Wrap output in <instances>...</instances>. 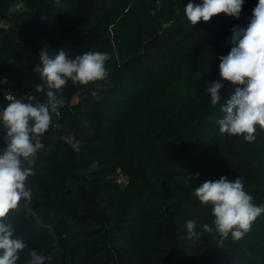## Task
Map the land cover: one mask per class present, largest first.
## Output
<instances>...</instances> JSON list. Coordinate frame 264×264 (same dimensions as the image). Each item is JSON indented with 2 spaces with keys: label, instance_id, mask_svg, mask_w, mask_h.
<instances>
[{
  "label": "trees",
  "instance_id": "obj_1",
  "mask_svg": "<svg viewBox=\"0 0 264 264\" xmlns=\"http://www.w3.org/2000/svg\"><path fill=\"white\" fill-rule=\"evenodd\" d=\"M12 1L0 0V21L9 24L0 26V88L9 81L23 102H46L47 89L36 91L41 51L111 57L108 81L68 82L60 117L52 114L27 165L32 199L5 218L27 244L17 264L32 250L51 257L45 264H264V213L242 239L220 243L202 229L211 209L192 195L205 181L240 177L264 205V131L257 126L249 143L216 123L241 87L219 80V58L258 0H244L239 18L221 13L196 26L184 14L189 0H23L8 15ZM214 81L223 85L216 106L205 92ZM7 104L0 89V107ZM71 134L78 149L64 138ZM119 169L125 185L115 181ZM188 220L199 238H188Z\"/></svg>",
  "mask_w": 264,
  "mask_h": 264
},
{
  "label": "clouds",
  "instance_id": "obj_2",
  "mask_svg": "<svg viewBox=\"0 0 264 264\" xmlns=\"http://www.w3.org/2000/svg\"><path fill=\"white\" fill-rule=\"evenodd\" d=\"M55 2L59 5L60 0ZM243 4L244 0H202L200 4L189 0L184 14L196 26L201 20L208 22L221 13L239 18ZM231 31L232 47L226 56L219 58L220 77L241 87H236L230 99L221 105L223 116L216 123L221 134L242 137L251 143L256 140L257 126L264 131V0H258L246 27L236 26ZM110 59L107 52L86 51L72 58L64 49H59L54 56L41 51L37 69L43 82L36 85V91L45 93L47 89L46 102L25 103L11 93L5 96L8 104L0 109V133L5 144L0 149V264H17L19 254L27 247L21 236L13 238L16 228L6 223L5 218L10 211L18 209L22 200L32 199L27 180L34 171L27 165L44 147L43 136L53 127L52 114L64 106L65 86L69 81L81 86L108 81L110 72L106 63ZM222 87L221 82L214 81L205 89L213 106L220 103ZM92 95L99 98L95 91ZM198 178L199 174L188 176V181ZM192 195L202 207L211 209L214 219L211 225L203 224L202 229L218 237L220 243L229 235L234 240L242 239L264 213V205L253 202L254 197L245 191L240 177L233 181L226 176L205 181ZM186 229L189 239L202 235L195 230L194 220L186 222ZM29 256L27 264H45L51 260L36 250Z\"/></svg>",
  "mask_w": 264,
  "mask_h": 264
},
{
  "label": "built area",
  "instance_id": "obj_3",
  "mask_svg": "<svg viewBox=\"0 0 264 264\" xmlns=\"http://www.w3.org/2000/svg\"><path fill=\"white\" fill-rule=\"evenodd\" d=\"M24 1L23 0H14L10 3L9 5V11H8V15H11L15 12H18V11H21L23 8H24ZM0 26L2 27H8L9 24H8V20L7 19H3L2 21H0ZM1 91L3 92L4 94V97L6 95H8L9 93L15 95L10 87V82L5 80L3 82V87L0 88ZM16 96V95H15ZM16 98L20 99L19 97L16 96ZM0 109H3L0 107ZM60 117V111L58 110L57 113H55V118H59ZM65 140L70 144L72 145L75 149H78L79 147V142L74 138V136L71 134V135H65L64 136ZM128 174L125 173L124 171L122 170H118V172L116 173L115 175V181L121 185H125L128 181Z\"/></svg>",
  "mask_w": 264,
  "mask_h": 264
},
{
  "label": "rangeland",
  "instance_id": "obj_4",
  "mask_svg": "<svg viewBox=\"0 0 264 264\" xmlns=\"http://www.w3.org/2000/svg\"><path fill=\"white\" fill-rule=\"evenodd\" d=\"M256 6V3H254L251 8H254ZM251 15L249 13H246L244 14V16L242 17V22H241V27H246L248 22H249V19H250ZM219 80L221 82H225L224 80L221 79L220 77V72H219Z\"/></svg>",
  "mask_w": 264,
  "mask_h": 264
}]
</instances>
